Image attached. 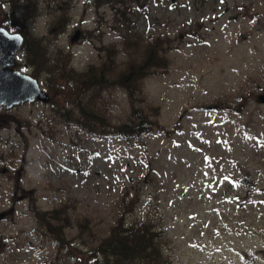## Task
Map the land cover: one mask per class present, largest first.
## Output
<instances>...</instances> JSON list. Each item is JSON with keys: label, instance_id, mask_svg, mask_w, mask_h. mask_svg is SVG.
Returning a JSON list of instances; mask_svg holds the SVG:
<instances>
[{"label": "rangeland", "instance_id": "1", "mask_svg": "<svg viewBox=\"0 0 264 264\" xmlns=\"http://www.w3.org/2000/svg\"><path fill=\"white\" fill-rule=\"evenodd\" d=\"M35 1L25 34L40 37L60 68L34 76L15 55L14 68L51 98L0 105V264H79L120 216L153 221L169 264H264V104L255 101L264 93V0H147L144 12L132 1L129 45L120 4ZM25 2L0 0V25L21 17ZM66 14L54 34L52 18ZM150 44L161 64L137 82L138 94L100 93L111 123L132 103L151 108L160 125L143 145L61 120L71 106L65 66L79 72L105 60L110 78ZM61 203L66 247L33 217Z\"/></svg>", "mask_w": 264, "mask_h": 264}, {"label": "trees", "instance_id": "2", "mask_svg": "<svg viewBox=\"0 0 264 264\" xmlns=\"http://www.w3.org/2000/svg\"><path fill=\"white\" fill-rule=\"evenodd\" d=\"M25 1L28 3L25 2L26 4L21 10V17L14 19L8 17L12 24L10 23L7 27L13 32H20L24 37L19 50L25 57V65L32 67L30 74L38 76L44 70L48 76L54 70H58L60 66L55 62V59H51L49 62V57L45 54L47 46L42 43L40 37L25 34V23L28 19L35 18L38 7L35 0ZM34 1L35 5H33ZM132 1H135L136 10L139 12H144L147 8V0H92L95 6L111 3L120 4L124 7L117 20L128 30V33L121 34V42L126 45L137 42L135 41L136 31H134L132 22L127 16L128 10L131 9L129 3ZM67 16V14L65 16L57 15L52 18L53 27L51 31L54 34L66 27ZM144 50L145 52L141 55L139 62L130 61L125 68L118 69L116 75L110 78L112 63H106L105 60L99 66L91 64L79 72L70 66L67 68L65 66L64 74L69 77L66 81L67 88H70L67 94L71 96L66 101L71 106L60 108L61 120L68 126L77 127L80 130L84 129L92 134L116 136L122 140L126 139L132 143L143 145L142 138L145 133L160 125L156 118H151L152 113L149 112L151 108L147 110L132 103L127 115L121 121L111 123L104 112L105 98L100 93L104 88L113 86L123 89L130 98L138 94L137 89L140 88L137 82L144 75L152 74V69L161 64L156 57L155 44H150ZM112 51V47H109L107 49L108 54L105 56L109 62L113 60ZM65 208H67V204L61 203L52 210H34L33 213V217L42 225L48 236L64 247L70 243L63 234L64 225L70 223L69 216L64 214ZM61 213L64 214V216L61 215L63 218L60 217ZM77 226L79 230L86 228L88 219L77 222ZM108 229L106 235L101 236L100 240L88 249L86 259L78 257L81 262L79 264H169L168 257L164 255L163 247H161L163 236L150 219L139 218L138 220L125 221L120 216L109 225Z\"/></svg>", "mask_w": 264, "mask_h": 264}, {"label": "water", "instance_id": "3", "mask_svg": "<svg viewBox=\"0 0 264 264\" xmlns=\"http://www.w3.org/2000/svg\"><path fill=\"white\" fill-rule=\"evenodd\" d=\"M70 41L77 39L79 30L73 33ZM24 37L18 31L12 32L0 25V105L8 109L13 104L31 100L48 102L50 96L41 87L36 77L14 68L16 52L21 48ZM263 102L264 93L256 94V100Z\"/></svg>", "mask_w": 264, "mask_h": 264}]
</instances>
